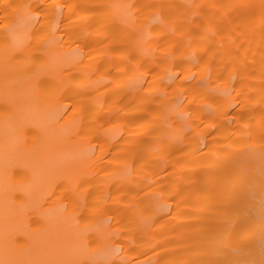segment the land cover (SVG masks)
<instances>
[{"label": "bare ground", "instance_id": "1", "mask_svg": "<svg viewBox=\"0 0 264 264\" xmlns=\"http://www.w3.org/2000/svg\"><path fill=\"white\" fill-rule=\"evenodd\" d=\"M0 264H264V0H0Z\"/></svg>", "mask_w": 264, "mask_h": 264}]
</instances>
